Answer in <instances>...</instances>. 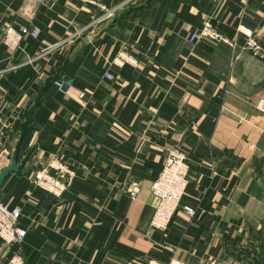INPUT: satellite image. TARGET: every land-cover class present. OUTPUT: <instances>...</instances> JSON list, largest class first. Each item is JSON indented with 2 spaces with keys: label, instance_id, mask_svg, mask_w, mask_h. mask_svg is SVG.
<instances>
[{
  "label": "crops",
  "instance_id": "obj_1",
  "mask_svg": "<svg viewBox=\"0 0 264 264\" xmlns=\"http://www.w3.org/2000/svg\"><path fill=\"white\" fill-rule=\"evenodd\" d=\"M100 1L112 16L0 0V172L15 149L25 160L0 201L22 210L27 264H264V0ZM206 20L236 45L191 43ZM33 24L38 37L5 46L3 26ZM125 49L136 65L114 64ZM176 144L191 151L182 205L196 215L151 234L152 182ZM56 156L75 169L61 198L33 183ZM16 250L0 237V264Z\"/></svg>",
  "mask_w": 264,
  "mask_h": 264
},
{
  "label": "built area",
  "instance_id": "obj_2",
  "mask_svg": "<svg viewBox=\"0 0 264 264\" xmlns=\"http://www.w3.org/2000/svg\"><path fill=\"white\" fill-rule=\"evenodd\" d=\"M82 1L89 6L101 8L105 11V17L113 15V10L105 8L100 0H71ZM1 25V24H0ZM40 33V28L36 25H8L2 27L3 43L8 49H16L20 43L26 38H36ZM244 41V48L257 55H263L259 43L251 36L241 38ZM203 40H211L213 42H224L236 45L225 37L213 24L212 21L206 20L202 25L189 35L191 43H197ZM64 43L59 42L57 45L43 50L48 53L52 49L60 48ZM117 66H125L128 64L136 65L138 59L136 55L129 49L120 51L113 59ZM109 79L113 77L107 75ZM68 84V91L72 87L71 82ZM85 93L80 94L83 100ZM257 108L264 112V99L260 100ZM191 151L182 144H176L168 148L166 160L157 176L152 182L151 191L157 198L158 204L155 208L150 223V233L156 230H166L172 223L177 213L182 210L187 216L193 218L196 210L190 206H183L182 199L187 192L190 178V158ZM75 177L74 167L63 157L56 156L50 160L48 165L37 168L33 173V183L39 188L45 190L56 198H61L70 188ZM126 194L131 199L139 197L141 192V183L139 180L130 177ZM22 210L19 207H12L0 201V237L7 245H17L18 250L7 260L5 264H27L26 257L21 248L23 241L27 236V230L20 225Z\"/></svg>",
  "mask_w": 264,
  "mask_h": 264
},
{
  "label": "water",
  "instance_id": "obj_3",
  "mask_svg": "<svg viewBox=\"0 0 264 264\" xmlns=\"http://www.w3.org/2000/svg\"><path fill=\"white\" fill-rule=\"evenodd\" d=\"M24 161L25 160L18 162V150L15 149L11 157V163L4 167L0 172V188L11 173L17 172L21 169Z\"/></svg>",
  "mask_w": 264,
  "mask_h": 264
}]
</instances>
